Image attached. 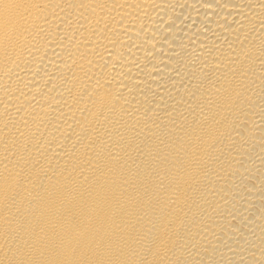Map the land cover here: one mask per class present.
I'll list each match as a JSON object with an SVG mask.
<instances>
[{"label": "bare ground", "instance_id": "obj_1", "mask_svg": "<svg viewBox=\"0 0 264 264\" xmlns=\"http://www.w3.org/2000/svg\"><path fill=\"white\" fill-rule=\"evenodd\" d=\"M0 264H264V0H0Z\"/></svg>", "mask_w": 264, "mask_h": 264}]
</instances>
